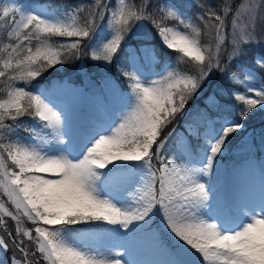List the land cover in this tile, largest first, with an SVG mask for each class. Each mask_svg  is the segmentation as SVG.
<instances>
[{
    "label": "snow or ice",
    "instance_id": "snow-or-ice-1",
    "mask_svg": "<svg viewBox=\"0 0 264 264\" xmlns=\"http://www.w3.org/2000/svg\"><path fill=\"white\" fill-rule=\"evenodd\" d=\"M231 3L0 0V22L8 25L0 36L9 41L0 49L7 53L0 58V193L7 197L0 228L11 241L0 236V264H264V180L258 197L231 204L216 199L210 183L234 134L264 112V53L251 65L238 62L253 45L264 46L257 35L264 33V0H247L235 12ZM193 9H204L195 21L208 43L187 14ZM130 36L158 40L175 59L148 77L159 53L150 43L129 46ZM82 57L105 72L114 67L125 85L114 113L83 125L38 86L49 69ZM217 75L227 86L209 94L179 131L174 121L184 120L189 101ZM104 86L118 87L111 77ZM137 236L161 258L126 260L127 242Z\"/></svg>",
    "mask_w": 264,
    "mask_h": 264
},
{
    "label": "rangeland",
    "instance_id": "rangeland-1",
    "mask_svg": "<svg viewBox=\"0 0 264 264\" xmlns=\"http://www.w3.org/2000/svg\"><path fill=\"white\" fill-rule=\"evenodd\" d=\"M17 2L26 4L29 2V0H17ZM41 2H44V0H41ZM56 2H59V0H53V3ZM76 2L77 0H67V3L70 4ZM115 2H117V0H114V3ZM246 2L247 0H240V3L232 11L235 12V9L241 3ZM88 3L89 6H91L92 4H94V0H88ZM230 15L231 14L228 15L226 21V24L229 27L231 26L232 21V15ZM241 19H243V17H241ZM168 23L169 25H171L175 22L169 21ZM148 26L150 27V25ZM0 28H8V25L0 22ZM153 31L155 30L153 29ZM1 37L2 39L0 40L2 41H0V49H3L4 45L9 43V41L6 35H3ZM97 38H99V34ZM51 39L55 42H62L65 40V38L63 37H52ZM130 42H133L136 45H132ZM142 42L150 43L156 49H158L159 47L166 51H169L163 48L160 45L159 41L155 39L151 41H140L135 36H130L127 44L131 47H138ZM34 46L35 45L33 44V47ZM253 46L257 47L258 45ZM250 53L251 49L248 54L245 57L240 58L238 62L251 65L253 63L252 57L260 54ZM6 57L7 53L0 51V58ZM160 65L161 60L159 59V66L152 69H146L145 74L148 77H152L156 72L160 71L158 70V68L161 67ZM58 67L59 66H57V68ZM75 70L81 76L80 84L70 83V76L63 75L61 78L57 76L52 77L48 86H40V88L47 89L58 107L71 113L79 124L83 125L90 119H94L98 115H101L103 112L114 113L121 106V99L118 95V92L124 89L125 85L123 77L115 71L114 67L110 71L105 72L102 68L97 66V62H93L90 59L82 57L77 61ZM105 77H111L112 80L116 82L118 86L116 93L110 92L107 88H105ZM212 83H214L215 87L227 86V82L220 81L218 75L213 76L210 80H208L200 90V93L189 101V103L193 102V104L187 105L186 112L188 113V115L184 118V120L181 121L178 116L177 120L174 121V124H179V131H185V124L191 122L190 120H188L191 112L195 110H202L203 107L199 108L198 102L196 103V101L205 95L208 88H212L208 86ZM232 87L239 89L245 95H251L250 93L246 92V89L242 88L239 85H232ZM0 88H3L2 81H0ZM0 98H6V93L0 95ZM206 98H204L203 100L204 105ZM260 114L261 115L259 116V118L261 117V119L264 120V112H260ZM24 119L27 118L25 117ZM243 132L244 134H242L240 137H243L245 136V134H247L250 139H248L247 143H245L244 140L239 138L236 144L238 146L236 148L234 147V150L225 148L224 154L220 158L218 164V171L210 178V183L213 185L214 196L216 197V199L225 204L245 203L252 196L258 197L262 180H264V175H262V169H264V149H262L261 152L257 150V145L255 144V141L258 138L257 132L254 130V127L251 129H247L246 127ZM20 135L24 138H27V134L23 131H21ZM192 143L193 145H195L197 141L195 139H192ZM232 152L237 153L236 156L238 160H234V158H232ZM154 166H156L155 161ZM0 200L7 201V197L3 196V194L0 193ZM6 206L10 207V205L8 204H6ZM26 223L30 222L27 220L25 222L23 221L24 228L28 229V227H26ZM152 227L155 228L156 224L154 223ZM89 243H99V241L93 240L89 241ZM126 246L128 248V255L125 256L126 260L149 261L161 258L153 252L148 243L140 236L129 239Z\"/></svg>",
    "mask_w": 264,
    "mask_h": 264
},
{
    "label": "trees",
    "instance_id": "trees-1",
    "mask_svg": "<svg viewBox=\"0 0 264 264\" xmlns=\"http://www.w3.org/2000/svg\"><path fill=\"white\" fill-rule=\"evenodd\" d=\"M220 2H221V0H201V3H203L205 5V7H209V6L215 7ZM239 3H240V0H232V3H231L232 10ZM203 10L204 9H199V10L193 9V10L188 11V14L190 16H192L193 19H194V21H195V13H196V11H203ZM195 22H196L197 26L201 29V41H202V43H208L209 42V35L205 34L206 33V30L204 28L203 23H201L199 21H195ZM213 35H214V33H213ZM257 35L260 37V39L262 41H264V33H257ZM0 39H2L1 36H0ZM0 41H2V40H0ZM130 43L132 45H136L133 42H130ZM213 43H214V41H213ZM256 45H258V46L257 47L252 46L251 53L250 54H252V53L253 54H261V53H264V46H261L259 44H256ZM157 51L159 53V59L161 60V65H160L161 67L162 66H166L167 64H169L170 62H172L175 59V55L176 54L174 52L166 51V50H164L162 48H159V47H158ZM122 55L123 54H121V56ZM118 60H120V62H123L122 58H119L118 57ZM76 64H77V61L74 60V61H72L70 63L64 64V65L58 67V69H62V70L49 69L47 72L44 73V78L39 81V85L38 86L39 87L40 86H48V84L50 83V80H51L52 77L57 76V77L61 78L63 75L70 76L69 77V82L70 83H72V84H80V82H81V76L75 70L76 69ZM235 67H236V62H234V64H233V69H235ZM158 70H160V68H158ZM219 79H220V81H222L220 77H219ZM208 86L209 87H212V88H208V90L206 91L205 95L202 98H200L199 100L196 101V103L198 102V107L199 108H202L203 107L202 110L205 108V105L203 103L204 98H206L210 93H212L213 91L216 90L215 88H217V87L214 86V83L209 84ZM192 104H193V102L192 103H188V105H192ZM238 104H239V102H234L233 107L235 105H238ZM240 106H242V105H240ZM197 112L198 111H196V110L193 111V112H191L190 115H189V119L188 120L192 121V117H194V115H196ZM214 115L215 114H213V117H214ZM260 115H261L260 112H256L246 122L247 129H251V128L254 127V130L257 132L258 138L256 139L255 144L257 145V150L259 152H261L262 149H264V142H262V138H261V132L264 131V120H262L261 117L259 118ZM254 120H256V121H254ZM254 122H256V123H254ZM252 123H254V124H252ZM253 125H255V126H253ZM242 134H244V132H241L238 135H235L234 134L233 139L228 143V146L226 148H228L229 150H232L234 147L236 148L238 146L236 144H237L239 138H241L240 136ZM236 154L237 153H233V152L231 153L232 158H234V160H238ZM233 162H235V161H233ZM5 219L8 221V223H7V229L9 231H12L13 234H15V225H14V223L10 219H8L7 217H5ZM25 221H26V219L24 220V222ZM26 227H28V229H31L33 227V225L31 223H26ZM0 234L6 240H8L7 232L4 231L2 228H0ZM18 239H22L24 241V244L27 246V248L29 249L30 252H34L35 251V245L30 240H28L25 237H23L22 234H21L20 237H18ZM8 242L11 245V241L8 240ZM12 251L13 250L10 247V250L8 252V255L9 256L12 255L11 254ZM17 255L19 256V253H17ZM37 258H38V254H37L36 257H32V259L34 261ZM39 264H44L43 260H40Z\"/></svg>",
    "mask_w": 264,
    "mask_h": 264
}]
</instances>
